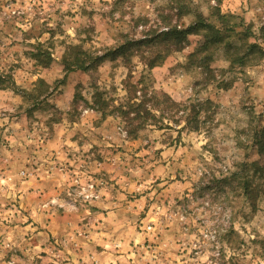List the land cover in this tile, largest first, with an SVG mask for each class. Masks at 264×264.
<instances>
[{
	"label": "rangeland",
	"instance_id": "obj_1",
	"mask_svg": "<svg viewBox=\"0 0 264 264\" xmlns=\"http://www.w3.org/2000/svg\"><path fill=\"white\" fill-rule=\"evenodd\" d=\"M199 14L235 28L213 74L188 58L199 35L179 51L161 37ZM247 42L264 48V0H0V264H264V196L253 211L223 181L259 159L264 56L231 62ZM127 81L160 95L136 136L115 111ZM166 95L199 110L198 130Z\"/></svg>",
	"mask_w": 264,
	"mask_h": 264
},
{
	"label": "trees",
	"instance_id": "obj_2",
	"mask_svg": "<svg viewBox=\"0 0 264 264\" xmlns=\"http://www.w3.org/2000/svg\"><path fill=\"white\" fill-rule=\"evenodd\" d=\"M233 17V16H230ZM220 18L223 20L230 21L226 15H220ZM241 22H236V26L245 25V20L240 18ZM245 36L250 38L253 36L251 28L246 26L245 28ZM226 31H235L234 26L230 25L223 29L218 26L215 22L210 21L203 14H199L194 23L188 26L185 29H181L178 27H173L167 32L162 33L161 37L166 40H173L176 42L177 50L183 49V42L187 41V38L191 34L199 35L201 37L199 45L195 48V50L189 54L188 58L190 61H195L197 66L201 68H205L208 72L210 71L213 74L214 69L211 66V62L213 61V48L218 47L220 45H226L229 49L232 47L229 43H226V40L229 39V35H226ZM134 44V42L125 43L119 46L117 49L112 50L108 54L94 57L90 64H87L85 58L83 57L85 54L83 52L77 53L74 59L65 57V69L66 71H74V70H83L89 71L91 70L95 64L102 62L109 56L117 57L124 56L126 52L129 51L130 47ZM237 50H241L238 48ZM243 56H240L238 53L231 59L232 64H242L244 65L248 58L252 55L255 57H263L264 56V48L258 44L257 42H247L246 48L244 50ZM39 57V56H38ZM51 57V56H50ZM161 59V56L155 58L149 63V66L152 68L157 65V61ZM51 62V58H50ZM0 82H3L2 77L0 76ZM42 85L44 86L45 81L41 80ZM126 91L128 96L126 97V102L121 103L120 105H116L115 111L119 112V115L123 119L126 124V130L130 136H136L142 129L145 128L146 125L149 124L150 120L156 119V114L153 111L152 106H149V102L152 99H158L159 96L157 94L148 97L147 90L143 89V94L141 97L138 96L139 88L137 84H133L131 81L126 82ZM43 95H47V92L41 91ZM168 97V98H167ZM166 101L171 103L172 108H178L177 113H181L180 117H183L187 125H192L193 118H195V122L197 123L195 127H192L193 130L199 129V110H196V107H193V113H188V107L181 105L178 102H174L171 97L166 95ZM104 99L102 92H97L94 97V102L96 105L100 104V102ZM159 100V99H158ZM109 104L105 103L104 105L99 106L100 110L103 114H106V107ZM185 108L181 110L182 108ZM158 109V108H156ZM188 113V114H187ZM254 146L257 149L259 159L254 160L252 162H242L238 164L237 170L231 172L228 176L224 178L223 181L227 183H232V181H237L242 188V193L245 198L250 203L253 211H256L259 206V199L261 196H264V127L260 130H256L254 134Z\"/></svg>",
	"mask_w": 264,
	"mask_h": 264
},
{
	"label": "crops",
	"instance_id": "obj_3",
	"mask_svg": "<svg viewBox=\"0 0 264 264\" xmlns=\"http://www.w3.org/2000/svg\"><path fill=\"white\" fill-rule=\"evenodd\" d=\"M255 93H256V94H255L256 96L261 97V95H260V90H259V91H258V90L255 91ZM100 204H101V203H100ZM49 224H50V226L53 225L52 222H49Z\"/></svg>",
	"mask_w": 264,
	"mask_h": 264
}]
</instances>
